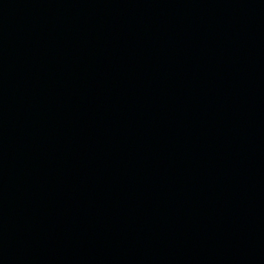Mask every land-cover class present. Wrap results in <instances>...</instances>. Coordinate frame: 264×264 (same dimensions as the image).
Segmentation results:
<instances>
[{
  "label": "water",
  "instance_id": "95a60500",
  "mask_svg": "<svg viewBox=\"0 0 264 264\" xmlns=\"http://www.w3.org/2000/svg\"><path fill=\"white\" fill-rule=\"evenodd\" d=\"M0 264H264V0H0Z\"/></svg>",
  "mask_w": 264,
  "mask_h": 264
}]
</instances>
